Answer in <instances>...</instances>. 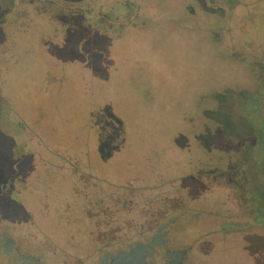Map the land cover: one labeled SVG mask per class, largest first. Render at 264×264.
<instances>
[{
    "label": "rangeland",
    "instance_id": "1",
    "mask_svg": "<svg viewBox=\"0 0 264 264\" xmlns=\"http://www.w3.org/2000/svg\"><path fill=\"white\" fill-rule=\"evenodd\" d=\"M52 1L0 0V264H264V0Z\"/></svg>",
    "mask_w": 264,
    "mask_h": 264
},
{
    "label": "flooded vegetation",
    "instance_id": "2",
    "mask_svg": "<svg viewBox=\"0 0 264 264\" xmlns=\"http://www.w3.org/2000/svg\"><path fill=\"white\" fill-rule=\"evenodd\" d=\"M46 1L47 2L49 1L52 5L57 6V3L55 1H52V0H46ZM263 3L264 2L260 3L258 5V7H257V9L259 10L258 12H260L261 15L263 14V10H264V8H263L264 4ZM66 10L71 12L72 8L68 7V8H66ZM78 12L82 14V13H84V10L83 9H78ZM13 13L14 12L10 13L7 16L6 21L10 20L11 15H13ZM260 19L262 21H264V14L261 16ZM88 29L91 30V26H88ZM220 29H222V28H220ZM255 66L256 67L259 66L260 70L262 71V73L264 75V59H262L260 62H257L255 64ZM259 84H261L262 88H264V76H263V79L259 82ZM114 115L115 114L112 112V108L110 107V105H106L100 110V118H101L102 123L105 126L103 128L104 132H106V133L112 132V134L107 137L108 141L106 143L105 142H101L100 145H99V152H100V154H101L103 159H105L107 156L111 155V151H112L113 147L109 143H111L113 141V137L119 133V130L122 129V124H120L117 121L118 117L116 115L115 116ZM107 130H109V131H107ZM100 136H101V134H100ZM136 256L138 257L137 254H136ZM112 264H114V263H112Z\"/></svg>",
    "mask_w": 264,
    "mask_h": 264
},
{
    "label": "trees",
    "instance_id": "3",
    "mask_svg": "<svg viewBox=\"0 0 264 264\" xmlns=\"http://www.w3.org/2000/svg\"><path fill=\"white\" fill-rule=\"evenodd\" d=\"M142 260H143L142 256L139 258L134 254V255L129 256L127 259L120 258V259L114 260V264H143ZM172 264H176V263L174 262Z\"/></svg>",
    "mask_w": 264,
    "mask_h": 264
},
{
    "label": "water",
    "instance_id": "4",
    "mask_svg": "<svg viewBox=\"0 0 264 264\" xmlns=\"http://www.w3.org/2000/svg\"><path fill=\"white\" fill-rule=\"evenodd\" d=\"M114 116H115V115H114ZM117 121H118L120 124H122V121H121L120 118H117Z\"/></svg>",
    "mask_w": 264,
    "mask_h": 264
}]
</instances>
